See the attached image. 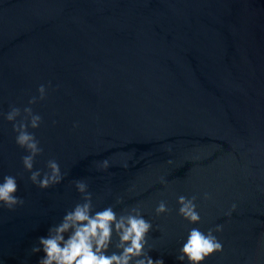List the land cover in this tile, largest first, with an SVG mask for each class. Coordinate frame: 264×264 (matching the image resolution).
<instances>
[{"label":"water","instance_id":"1","mask_svg":"<svg viewBox=\"0 0 264 264\" xmlns=\"http://www.w3.org/2000/svg\"><path fill=\"white\" fill-rule=\"evenodd\" d=\"M13 106L17 121L24 107L42 117L33 171L55 159L59 184L30 181ZM4 175L24 203L0 207V264H38L31 249L80 201L76 180L96 210L140 206L164 264H187L188 231L218 224L223 251L203 264H264V0H0ZM180 195L197 197L198 224L177 214ZM160 200L171 211L157 216Z\"/></svg>","mask_w":264,"mask_h":264},{"label":"clouds","instance_id":"2","mask_svg":"<svg viewBox=\"0 0 264 264\" xmlns=\"http://www.w3.org/2000/svg\"><path fill=\"white\" fill-rule=\"evenodd\" d=\"M39 96H33L29 104L43 100L46 96V87L40 85ZM21 109L11 107L5 114V119L12 124L13 131L17 133L16 144L28 154L21 157L24 170L30 173V181L40 189H47L63 180L60 165L55 159L47 161L48 171L41 175L40 170L33 171L35 158L43 152L40 141L28 128L36 129L42 122L39 114H34L31 107ZM170 150V149H169ZM172 163L171 160L168 161ZM107 169L109 161L105 159L100 165ZM127 167V165H124ZM166 183L165 181H161ZM76 190L81 194V199L74 207L68 210L59 223L48 228L47 235L38 238V242L31 249L32 253H43L38 264H164L162 257L153 259L146 251L150 250L148 234L152 230V222L142 215L140 206L124 209L121 213L114 211L113 206L96 210L93 204V194L88 191V184L84 180L73 182ZM18 183L15 176L4 175L0 182V207L9 210L24 203L23 198L16 195ZM195 195L177 197L179 204L178 215L190 224H198L201 216L197 211ZM204 199H210L209 193H204ZM118 204L122 203L117 198ZM233 204L228 215L235 210ZM157 216L169 213L171 209L165 200H160L155 207ZM222 225L209 228L207 232L193 227L188 231L185 242L179 248V261L187 264H203L209 256L223 251V244L214 235L221 232ZM115 249L114 251H110Z\"/></svg>","mask_w":264,"mask_h":264}]
</instances>
